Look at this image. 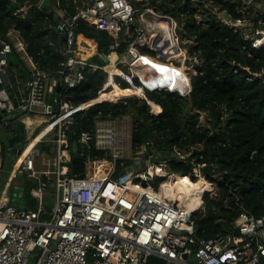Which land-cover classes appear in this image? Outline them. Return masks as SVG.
Returning a JSON list of instances; mask_svg holds the SVG:
<instances>
[{
    "label": "built area",
    "instance_id": "1",
    "mask_svg": "<svg viewBox=\"0 0 264 264\" xmlns=\"http://www.w3.org/2000/svg\"><path fill=\"white\" fill-rule=\"evenodd\" d=\"M229 1L252 9L259 17L257 22L247 17L232 18L227 11L213 5L212 0L204 2V12L195 14L196 20L202 23L212 14L221 25L239 29L253 49H264V22L261 20L264 10L258 9L262 0ZM224 13L230 18L226 19ZM56 14L60 17L56 29L62 37L58 51L63 61L55 72L40 70L28 56L31 73L28 80L19 82L18 73L9 68L13 46L0 38V111H4L1 120L15 112L41 114L54 131L52 141L56 144V155L52 162L44 163L45 169H36L29 156L24 157L17 169L28 178L38 180V187L31 190V196L39 201L35 210L21 209L8 198L0 197V264H29L31 261L33 264H151L153 258L165 264H264V214L254 216L239 205L241 211L234 220L236 234H216L208 240L195 235L193 219L205 210L207 197L216 200L220 196L218 183L222 181L215 165L201 162L202 144L173 146L162 152L154 141L147 140L134 147L131 133L118 125L116 119H96L90 130L78 133L76 155L81 157L82 170L78 175L71 174L73 156L69 149L74 146L70 139V135H74V116L106 99L75 105L66 90L80 84L86 70H102L107 74L108 86L119 89L121 83H126L128 88L142 90L136 97L146 101L151 114L159 115L161 108L156 113L153 111L155 102L147 97L148 92L164 91L188 97L191 86L186 85L183 93L150 90L133 70L136 53H143L140 47L145 46L154 54H144L169 61V56L160 57L158 51L165 47L170 51H183V56L178 55L185 60L189 56L185 46L188 39L179 41L177 34L182 27L172 16L160 14L151 7L136 9L130 0H91L71 17H65L61 11ZM79 20L116 39L108 52L95 50L92 55L107 59V63L100 65L80 57L90 46L75 33ZM167 26L173 27L172 45L164 41ZM120 35L129 43L121 56L117 53ZM180 43L184 44V50ZM180 57L169 63L180 65L174 60ZM191 60L199 65L195 57ZM113 67L119 72H111ZM263 75L264 70L258 77L264 81ZM59 81L61 90H65L57 95ZM201 115L199 123L206 122L204 114ZM66 145L71 147L66 148ZM171 161L186 164L189 172L175 173L169 167ZM101 162L107 166L96 171V163ZM2 163L0 148V168ZM204 166H211L213 173L204 176L201 171ZM41 175L53 181V203L49 211L41 202L48 186L40 180ZM185 179L196 185L190 198L188 196L186 201L178 192L170 197L164 186ZM33 248H36L35 253L31 252Z\"/></svg>",
    "mask_w": 264,
    "mask_h": 264
},
{
    "label": "trees",
    "instance_id": "2",
    "mask_svg": "<svg viewBox=\"0 0 264 264\" xmlns=\"http://www.w3.org/2000/svg\"><path fill=\"white\" fill-rule=\"evenodd\" d=\"M90 1L45 0L39 7L22 11L26 0H0V38L13 46L9 68L18 73L19 82L28 80L30 66L16 51L8 34L17 31L26 54L39 65L40 70L55 72L63 61L58 51L62 37L56 29L60 17L55 11L71 17ZM195 1L199 6L197 9L191 0H143L140 3L130 0L136 9L143 4L160 14L172 16L182 27L179 32L181 38H194L193 45L186 48L199 65L195 74L190 76L189 96L181 97L164 91L148 92L147 97L155 102L153 111L156 113L161 108L159 115H153L142 99L122 100L123 96L119 94L128 88L126 83H121L120 89H116L107 85L104 71L86 70L84 80L66 90L73 104L89 105L95 99L109 101L95 103L77 113L72 128L74 135H70V139L75 144L78 133L90 130L96 119L115 120L130 115L133 118L131 143L134 147L147 140L154 141L162 152L173 146L202 144L201 162L215 165L222 181L218 183L220 196L216 200L207 197L205 210L194 217L195 235L236 234L234 220L241 211L239 205L254 216L264 214V81L258 77L264 70V49H253L250 40L239 29L221 25L212 14L207 21L199 23L195 14L208 0ZM48 2L55 5L50 6ZM212 4L227 11L232 18L247 17L255 22L259 18L252 9H244L243 5L229 0H212ZM75 33L96 42L99 53L108 52L109 46L116 41L82 20L77 22ZM117 40L120 42L117 53L121 56L129 43L122 35ZM140 50L154 54L145 46ZM11 80L14 81L13 78ZM64 90L62 88V94ZM199 112L205 114L206 125H200ZM24 116L26 114L15 112L0 120L3 163L7 158L16 157L10 149L17 145V126ZM70 147L66 145V148ZM169 167L178 174H187L190 170L186 164L174 161L169 162ZM39 178L48 184L51 182L44 175ZM21 181L23 200L19 206L33 210L37 199L31 196V190L38 186V180L23 173ZM234 188L236 190L232 193ZM150 263L165 264L156 258Z\"/></svg>",
    "mask_w": 264,
    "mask_h": 264
},
{
    "label": "crops",
    "instance_id": "3",
    "mask_svg": "<svg viewBox=\"0 0 264 264\" xmlns=\"http://www.w3.org/2000/svg\"><path fill=\"white\" fill-rule=\"evenodd\" d=\"M48 3L50 6H53V5H51L52 2H48ZM28 9L29 8L27 6V9L25 11H27ZM55 12H58V11L56 10ZM136 24H138L137 21H136ZM8 36H9L10 41L14 44L16 51L19 52L21 54V56L24 57L27 64H30L29 59H28V55L26 54V51H25L24 43H23L21 37L19 36L18 32L13 30L8 34ZM79 40L83 41V42H85V40H89V41L93 42L96 45V51H97V43L96 42H94L90 39H87L81 35L79 36ZM84 54L81 53L80 57ZM92 55L93 54H90L86 58L90 59L92 57ZM14 72L17 73L16 71H14ZM19 86L22 87L21 85H19ZM16 92H18V90H16ZM1 132H2V129L0 128V137L3 136V133H1ZM17 134H18V138H19L16 140L17 145H15L14 147H12L10 149V152L12 154L14 153L16 155V157L14 159L9 158L10 159L9 163L11 165V168H10L9 173L6 176V180L4 182L3 188H0V197L2 196V199L8 198L10 203L16 204L19 208L21 207V209H26L25 207L19 206L20 203L12 202L10 196L8 195L9 186L16 185V186H19L21 188V186H22L21 175L23 173L18 172L17 169L20 166V164L22 163L25 156L31 157L34 160L35 164H36V162L38 163V165L40 163L39 166L37 165V167L39 169H45L46 168V166L44 165L45 162H49V163L52 162V160L54 159V156L56 155V144L52 141L55 138V135H54V131L49 129L48 124L46 122V118L41 114L26 115V116L20 118L19 124L17 126ZM75 145H76V143L74 144V146ZM27 147H29V148L26 149ZM0 148H1V142H0ZM26 151H27V153H25ZM19 154H20V161L18 163V167L16 168L15 163H16V160L18 159ZM33 156H36V159ZM4 163H5V160H4ZM4 163H3V166H4ZM52 168L53 167L50 166V169H52ZM52 183H53V181L51 180V182L48 184L46 190L49 187H51V189L53 188ZM46 190L43 193V196L41 198V202H42L44 209L49 210L51 208V206L45 207L46 206L45 196L47 193V194L51 195L52 200H53L54 190L52 192H48ZM38 203H39V201L37 199V206H38ZM37 206H36V208H37ZM35 209H33V210H35ZM28 210H30V209H28Z\"/></svg>",
    "mask_w": 264,
    "mask_h": 264
},
{
    "label": "bare ground",
    "instance_id": "4",
    "mask_svg": "<svg viewBox=\"0 0 264 264\" xmlns=\"http://www.w3.org/2000/svg\"><path fill=\"white\" fill-rule=\"evenodd\" d=\"M164 41L168 45H172L174 42V31L173 27H165L164 33ZM89 46H90V51L88 53H85L82 55V58L88 57L90 54H94L96 50V45L87 40L85 41ZM160 57H168L169 59L172 60L173 58L183 56V51H170L167 50L165 47H161L159 50ZM174 54V55H173ZM180 56H179V55ZM177 55V56H176ZM136 58L137 61H135L133 70L137 73L139 77L148 85L150 90H155V89H169L170 91H179L181 93L184 92V89L186 85L189 87L190 85V80L188 78V75L185 73V67L184 65L180 64L178 66H175L173 64H170L169 61H159V62H154L156 64V71H153L150 65H152V59L150 56L140 53L137 51L136 53ZM111 72H119L117 68H110ZM125 91L132 92L133 95H140L142 90L140 89H135V88H126ZM123 100L125 98H122ZM45 132V131H44ZM43 132V133H44ZM27 147L26 149H28ZM27 153V151L25 152ZM20 161V154L18 156V159L16 160L15 167H18V163ZM102 166L97 169L95 166L96 171L105 168L107 166L106 163L101 162ZM97 164V163H96ZM166 192L170 195V197L176 196V192H178V195H180L181 198L187 201L188 196L190 198L191 192L195 189L196 185L191 184V182L187 179L180 180V182L176 183L175 185L172 184H166L165 186ZM198 187V186H197ZM195 200V199H194Z\"/></svg>",
    "mask_w": 264,
    "mask_h": 264
},
{
    "label": "rangeland",
    "instance_id": "5",
    "mask_svg": "<svg viewBox=\"0 0 264 264\" xmlns=\"http://www.w3.org/2000/svg\"><path fill=\"white\" fill-rule=\"evenodd\" d=\"M131 2H135V3H138L139 2L140 3V1H138V0H134V1L131 0ZM193 6L196 9H197V7H199L197 4H194ZM143 7H145V5L140 4L137 9H142ZM258 9L259 10H264V0H262V3H259L258 4ZM199 10H200V12H204V9L202 7H200ZM147 18L150 20V17L149 16H147ZM177 35L179 37V41H181V40L185 41L187 39V38H181V34H177ZM193 42L194 41H193V38L192 37L191 38H188L187 44L185 46H187V45H193ZM185 46H184V44H181L180 43V47L182 48V50H184V47ZM89 60L92 61L91 58ZM174 60L177 61L179 64L184 65L186 74L189 77L192 74H195L197 65L195 64L194 60L193 61L191 60V57L190 56H186L185 60H183L182 57L177 58V59H174ZM153 61L157 63V62L162 61V60L161 59H152V63L153 64L150 65V67L152 68L153 71H156V64H154ZM119 95H122L123 98H125V99H128V97H129V99H132V98L140 99V98L136 97L135 95H133L132 92H129V91H125L124 93L119 94ZM106 101H109V100H106ZM201 113L204 114L203 112H200L199 116L201 115ZM199 116H198V118H199ZM204 117H205V114H204ZM116 123L118 125L122 126V127H125L127 129V131L132 134L133 118L130 115L123 116L122 118L116 119ZM200 124L201 125H206L205 121L201 122ZM76 149H77L76 145L69 149V151L71 152V154H72L73 157L76 156ZM33 157L36 159V156H33ZM9 160L10 159L7 158L5 160L4 166L2 168H0V188H3L4 182L6 180V176L9 173L10 168H11V165L9 163ZM37 165H38V163L36 162L35 168L37 167ZM39 165H40V163H39ZM101 166H102V163H97L96 164V168L97 169H99ZM36 169H39V168L37 167ZM53 190H54V188L51 189V187H49L46 191L52 192ZM8 195L10 196L12 202L20 203V201L23 200V197H22V189L19 186H16V185L9 186ZM45 201H46V206L45 207H47V206L50 207L52 205V203H53V200H52L51 195H49V194L46 193ZM49 210H47V211H49ZM31 252L32 253H35L36 252V248H33ZM31 264H33V262Z\"/></svg>",
    "mask_w": 264,
    "mask_h": 264
},
{
    "label": "water",
    "instance_id": "6",
    "mask_svg": "<svg viewBox=\"0 0 264 264\" xmlns=\"http://www.w3.org/2000/svg\"><path fill=\"white\" fill-rule=\"evenodd\" d=\"M41 1L42 0H26L25 5L22 8V11H25L27 9V6H28V8H31V7H34V6L38 7L41 4ZM51 5H54V3L52 2ZM224 16H225L226 19L230 18V16L227 13H224ZM261 20L264 22V14L261 16ZM154 44H155V42H154ZM159 50L160 49H158V51ZM113 54L116 56V52H114ZM91 59H92V62H95V63L100 64V65L103 64V63H107L108 62L107 59H99L97 56H92ZM111 59H114V58L111 57ZM263 77H264V75H263ZM60 91H61V81H59L58 84H57L56 94L59 95ZM3 113H4V111L1 110L0 111V120L3 117ZM81 170H82V160H81L80 156L76 155L75 157H73L72 162H71V174L78 175L81 172ZM211 170H212L211 166H204L201 169L202 174L204 176L212 174L213 171H211ZM213 238H215L214 234H208V235L204 236V239H206V240L213 239Z\"/></svg>",
    "mask_w": 264,
    "mask_h": 264
}]
</instances>
